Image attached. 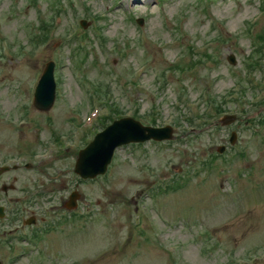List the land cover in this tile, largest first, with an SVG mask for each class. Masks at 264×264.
<instances>
[{
  "label": "rangeland",
  "instance_id": "obj_1",
  "mask_svg": "<svg viewBox=\"0 0 264 264\" xmlns=\"http://www.w3.org/2000/svg\"><path fill=\"white\" fill-rule=\"evenodd\" d=\"M263 12L264 0H0V105L15 116V126L28 122L20 140L7 146L59 150L54 136L72 120V170L60 156L50 172L57 180L55 201L71 190L80 194L72 228H66L72 240L58 233L54 245L28 251L17 264H244L248 255L261 261L247 264H264V126L253 130L264 114V103H254L264 97V60L253 71L246 67L256 49L264 50V42L256 41L264 33ZM54 17L53 41L30 55L38 25ZM82 20L87 29L79 26ZM74 31L85 37L80 68L73 62L74 46L63 42ZM219 34L223 41L217 43ZM231 55L235 64L228 61ZM50 60L58 65L55 104L46 113L31 110ZM177 61L187 68L171 70ZM248 79L258 89L243 97L238 84ZM231 90L227 113L237 121L204 129L188 144L185 117L209 112L205 93L228 100ZM106 99L117 105L112 117L137 113L143 124H170L176 138L119 148L104 176L82 180L74 173L77 153L102 130L100 123L86 129L99 115L94 105L107 113ZM24 114L30 122L19 118ZM232 131L238 132L233 147ZM16 136L10 131L8 138ZM222 144L226 163L218 158L219 169L203 172L199 159ZM174 182H182L179 192ZM158 185L174 189L151 195L149 188Z\"/></svg>",
  "mask_w": 264,
  "mask_h": 264
},
{
  "label": "flooded vegetation",
  "instance_id": "obj_2",
  "mask_svg": "<svg viewBox=\"0 0 264 264\" xmlns=\"http://www.w3.org/2000/svg\"><path fill=\"white\" fill-rule=\"evenodd\" d=\"M4 125L0 120V264L22 259L27 244H40L59 224L69 223L65 217L57 218L54 206L43 212L53 194L28 178L34 168L27 165L23 153L7 146ZM41 192L46 194L41 196ZM41 197L48 201H41Z\"/></svg>",
  "mask_w": 264,
  "mask_h": 264
},
{
  "label": "water",
  "instance_id": "obj_3",
  "mask_svg": "<svg viewBox=\"0 0 264 264\" xmlns=\"http://www.w3.org/2000/svg\"><path fill=\"white\" fill-rule=\"evenodd\" d=\"M53 65L47 66L43 78L36 92V107L49 109L54 100ZM171 137V129L156 130L143 128L131 119L115 122L104 133L98 135L96 140L81 153L76 166V171L83 177H94L104 172L107 163L110 161L114 149L123 143L130 141H143L150 138L161 140ZM77 194H73L70 206H75Z\"/></svg>",
  "mask_w": 264,
  "mask_h": 264
},
{
  "label": "trees",
  "instance_id": "obj_4",
  "mask_svg": "<svg viewBox=\"0 0 264 264\" xmlns=\"http://www.w3.org/2000/svg\"><path fill=\"white\" fill-rule=\"evenodd\" d=\"M260 38H263L262 36H259Z\"/></svg>",
  "mask_w": 264,
  "mask_h": 264
}]
</instances>
